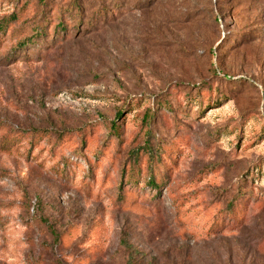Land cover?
<instances>
[{"label":"rangeland","instance_id":"obj_1","mask_svg":"<svg viewBox=\"0 0 264 264\" xmlns=\"http://www.w3.org/2000/svg\"><path fill=\"white\" fill-rule=\"evenodd\" d=\"M129 259L264 264V0H0V264Z\"/></svg>","mask_w":264,"mask_h":264},{"label":"trees","instance_id":"obj_2","mask_svg":"<svg viewBox=\"0 0 264 264\" xmlns=\"http://www.w3.org/2000/svg\"><path fill=\"white\" fill-rule=\"evenodd\" d=\"M23 45H25V44H23ZM118 116H119V114H118ZM149 183H152V185H155V180L151 178ZM123 241L125 242V240H123ZM129 264H133L132 261H130V259H129Z\"/></svg>","mask_w":264,"mask_h":264}]
</instances>
